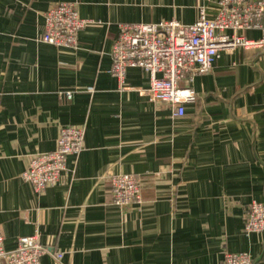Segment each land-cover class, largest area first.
<instances>
[{
	"label": "crops",
	"instance_id": "crops-1",
	"mask_svg": "<svg viewBox=\"0 0 264 264\" xmlns=\"http://www.w3.org/2000/svg\"><path fill=\"white\" fill-rule=\"evenodd\" d=\"M62 1L94 20L77 47L42 41L45 12ZM202 8L213 18L218 0H0L6 249L38 234L42 264H224L225 251L264 264V231L244 232L250 203H264V49L224 50L211 70L182 80L197 99L180 117L150 100L142 68H128L124 84L111 72L121 22L190 24ZM65 125L85 126L84 148L68 155L58 184L35 193L22 172L57 148ZM123 172L142 186L141 202L125 207L112 193V175Z\"/></svg>",
	"mask_w": 264,
	"mask_h": 264
},
{
	"label": "built area",
	"instance_id": "built-area-1",
	"mask_svg": "<svg viewBox=\"0 0 264 264\" xmlns=\"http://www.w3.org/2000/svg\"><path fill=\"white\" fill-rule=\"evenodd\" d=\"M94 20L81 16L75 2L62 1L45 12L42 41L63 47H77L79 31ZM264 0H218L217 13L207 16L202 8L197 21L185 24L177 19L159 22H121L120 33L112 47L111 72L124 84L127 70L140 67L150 75V100L172 104L173 115L185 114V103L197 99L193 87H182L194 77L211 70L221 52L236 47L264 49ZM261 28L260 38H250L244 30ZM90 91L93 87H88ZM61 98L73 97L72 90H61ZM85 126L65 125L61 128L57 148L34 155L22 178L35 193L58 184L67 170V158L85 145ZM114 202L125 207L141 202L142 186L134 173L112 175ZM264 231V203H250L244 232L250 235ZM0 230V264H42L48 248L38 234L21 236L18 245L6 249ZM61 253L57 254L60 257ZM224 264H252L249 252L225 251Z\"/></svg>",
	"mask_w": 264,
	"mask_h": 264
}]
</instances>
